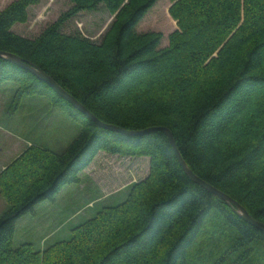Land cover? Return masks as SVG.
<instances>
[{"label": "trees", "instance_id": "16d2710c", "mask_svg": "<svg viewBox=\"0 0 264 264\" xmlns=\"http://www.w3.org/2000/svg\"><path fill=\"white\" fill-rule=\"evenodd\" d=\"M40 0L0 9V51L45 71L97 118L127 130L168 127L189 168L264 223V0H177L179 30L142 29L161 0H66L38 34L15 26ZM113 17L99 39L76 24ZM221 48V49H220ZM220 49L217 58L209 59ZM9 107L47 98L80 131L62 151L39 145L0 171V264H264V232L193 182L161 131L130 136L98 126L31 71L0 58ZM146 158L150 175L127 200L104 207L53 244L15 246L17 221L80 182L97 157Z\"/></svg>", "mask_w": 264, "mask_h": 264}, {"label": "rangeland", "instance_id": "374dc122", "mask_svg": "<svg viewBox=\"0 0 264 264\" xmlns=\"http://www.w3.org/2000/svg\"><path fill=\"white\" fill-rule=\"evenodd\" d=\"M11 0H0V9ZM177 0H161L142 23V29H154L168 36L179 30L178 21L170 9ZM68 8L66 0H40L30 8L29 20L16 25L19 33L34 36ZM112 16L99 12L77 18L75 24L93 39H99ZM221 49V48H220ZM220 49L209 59L217 58ZM18 85L5 83L0 87V171L39 145V151L49 148L62 151L76 137L80 125L67 113L51 105L47 98L28 97L17 108L9 107ZM262 93L259 98L263 97ZM150 163L146 158H108L100 154L80 174V182L66 185L55 202L44 201L36 206L35 214L17 221L15 246L32 243L37 254L52 256L53 244L70 240L72 229L95 217L104 207L124 203L134 185L149 178ZM134 189V188H133ZM7 203L0 195V213ZM249 264V263H247Z\"/></svg>", "mask_w": 264, "mask_h": 264}, {"label": "water", "instance_id": "95a60500", "mask_svg": "<svg viewBox=\"0 0 264 264\" xmlns=\"http://www.w3.org/2000/svg\"><path fill=\"white\" fill-rule=\"evenodd\" d=\"M0 58H3L5 60H8L14 64H17L32 73H34L38 78L49 84L60 96H62L64 99H66L68 102H70L75 108H77L79 111H81L83 114H85L87 117H89L92 121H94L98 126L109 129L112 131H116L125 135L130 136H137V135H143L147 134L149 132L153 131H161L163 132L173 148L177 159L182 166L183 170L185 171L186 175L196 184L201 186L202 188L208 190L210 193L214 194L215 196L219 197L223 201H225L242 219H244L249 224L255 226L259 230L264 232V223L261 221L256 220L251 214L245 209L244 206H242L239 202L234 200L231 196L224 193L223 191L219 190L212 184L208 183L207 181L200 178L198 175H196L187 165L185 160L183 159L178 146L175 142V138L173 135V132L165 126H157V127H150L144 130H127L124 128H121L119 126L108 124L97 118L91 111H89L83 104H81L75 97H73L71 94H69L55 79H53L49 74H47L45 71L37 69L32 64H29L25 61H23L19 56L8 53V52H2L0 51Z\"/></svg>", "mask_w": 264, "mask_h": 264}]
</instances>
